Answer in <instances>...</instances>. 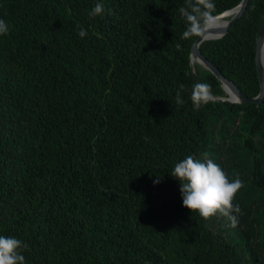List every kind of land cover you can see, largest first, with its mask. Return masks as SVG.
<instances>
[{"label":"trees","instance_id":"16d2710c","mask_svg":"<svg viewBox=\"0 0 264 264\" xmlns=\"http://www.w3.org/2000/svg\"><path fill=\"white\" fill-rule=\"evenodd\" d=\"M239 1L214 0L213 15ZM97 3L105 14L90 17ZM183 6L0 0V235L28 245L26 264H264V97L194 109ZM263 16L264 0H249L225 35L200 44L250 97ZM194 68L214 97L228 96ZM189 155L242 180L233 236L215 230L226 217L183 206L170 173Z\"/></svg>","mask_w":264,"mask_h":264},{"label":"clouds","instance_id":"9594fccd","mask_svg":"<svg viewBox=\"0 0 264 264\" xmlns=\"http://www.w3.org/2000/svg\"><path fill=\"white\" fill-rule=\"evenodd\" d=\"M215 10L214 0H185V6L179 9L187 25L181 39L190 40L193 37H203L215 25L216 16L213 15ZM104 14L105 8L102 3H97L89 12L90 17L103 16ZM8 32V23L4 19H0V35H5ZM78 35L83 38L87 35V31L80 28ZM176 48L182 51L180 44H177ZM194 63L202 64V61H193L190 56V67ZM182 91L183 85L176 93L177 104L184 103L181 97ZM191 101L195 110H200L214 102L211 85L195 83L191 92ZM170 174L180 181L183 206L192 212H198L206 221L216 215H222L231 222V227L237 226V215L241 209L233 201L237 192L243 187L239 176L230 180L223 168L206 155L203 159L187 156L175 164ZM158 182L159 179L154 181V183ZM27 249L28 245L20 239L0 235V264H26L25 256L22 253Z\"/></svg>","mask_w":264,"mask_h":264},{"label":"water","instance_id":"95a60500","mask_svg":"<svg viewBox=\"0 0 264 264\" xmlns=\"http://www.w3.org/2000/svg\"><path fill=\"white\" fill-rule=\"evenodd\" d=\"M249 0H240L239 3L231 9L225 10L221 13L215 14L216 22L215 25L205 33L203 37H196L192 43L190 49V56L193 61L199 60L201 63H197L204 68L208 69L212 74H214L217 79L221 82V85L227 97H214V100H226L230 102L237 103H246L253 102L256 104L262 103V98L264 97V64H263V55H264V16L261 20V23L258 27L256 33V53H255V62L256 70L259 80V92L255 96H247L243 93L240 88L230 79L226 78L218 69V67L206 58L200 51V44L209 39H217L225 35L230 27V25L235 22L243 12L246 10ZM227 17H229L227 19ZM194 79L198 82V77L194 64L191 66Z\"/></svg>","mask_w":264,"mask_h":264},{"label":"rangeland","instance_id":"374dc122","mask_svg":"<svg viewBox=\"0 0 264 264\" xmlns=\"http://www.w3.org/2000/svg\"><path fill=\"white\" fill-rule=\"evenodd\" d=\"M215 230L225 234L226 236H233V234H234L233 228L230 226L229 223L218 224V222H217V226L215 227ZM230 241H235V240H230Z\"/></svg>","mask_w":264,"mask_h":264},{"label":"bare ground","instance_id":"6f19581e","mask_svg":"<svg viewBox=\"0 0 264 264\" xmlns=\"http://www.w3.org/2000/svg\"><path fill=\"white\" fill-rule=\"evenodd\" d=\"M263 64H264V55H263Z\"/></svg>","mask_w":264,"mask_h":264}]
</instances>
